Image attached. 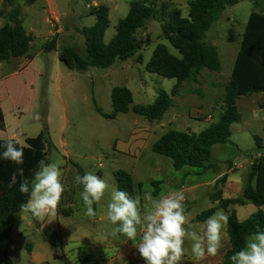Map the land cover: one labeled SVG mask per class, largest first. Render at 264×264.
<instances>
[{
    "label": "rangeland",
    "instance_id": "1",
    "mask_svg": "<svg viewBox=\"0 0 264 264\" xmlns=\"http://www.w3.org/2000/svg\"><path fill=\"white\" fill-rule=\"evenodd\" d=\"M159 1L162 7L170 5L168 0ZM79 3L82 16L76 21L77 29L82 30L79 26L89 29L96 20L89 15L86 4L82 0ZM182 8L183 13L187 15L186 3H182ZM252 10V2L243 0L234 7H228L221 14L204 39L207 44L216 46L222 64L221 71L203 70L198 82L184 83L178 95L173 98V107L160 121L151 122L134 113L132 109L127 114L117 115L115 119L106 118L98 112L100 109L107 115L113 113L111 95L115 87H126L132 91L133 106L153 104L162 91L172 93L177 80L161 77L147 70L158 44H166L172 53L177 52L162 37L161 24L157 19H151L148 28L138 32L139 38L145 39L149 36L151 42L136 58L125 62L118 61L111 69L109 68L110 70L99 68H91L85 72L73 70L72 85L75 95L72 99H67L68 123L62 134L60 130L63 112L56 99L51 96L48 99L52 108L56 109L52 124L53 136L56 140L58 138L64 140L66 144L65 147L60 145L58 149L55 147L48 149L47 163H56L62 172L61 182L66 190L60 200V208L70 214H64L58 207L54 220L51 222L48 218L44 221L38 220L37 227L31 213L21 211L17 215L12 235L13 243L9 250L15 264H32L28 245H31L41 257H47L49 264H96L97 261L108 260L115 254L116 247H111L110 243L117 244L127 240L122 234L117 236L110 234L117 225H113L107 218V205L111 200V193L118 190L117 173L125 171L131 174L137 195L143 197L144 194L150 193L153 198H159L161 194L167 192L165 186H157V182L164 181L167 184L169 180L183 178V173L175 171L170 165L171 159L153 151V145L169 130L199 133L218 123L224 108L226 88L231 80L243 33ZM32 15L34 19L24 15L23 20L27 30H30V24L35 22L36 31L33 33L32 47L34 51L45 45L51 29L44 21L46 14L42 8L32 10ZM55 20L60 19L50 18L54 23ZM119 20L121 19L112 16L110 27L105 34L106 42L116 35ZM61 38L63 46H75L79 51H85L86 41L80 31L72 30L68 33L65 30ZM140 56L143 61L138 63L137 59ZM237 107L239 121L231 126V141L227 144H217L212 148L210 162L214 166L202 173L200 170L189 168L198 171L199 175L189 177L186 185L202 186L195 195L184 194L188 217L185 227L188 231L203 234L202 231L206 229L205 221H198L196 216L213 207L211 200L218 191L223 192L225 189V183H219L225 173L243 175L246 187L252 170V161L264 155V92L240 97L237 100ZM179 113L182 117L177 116ZM27 123L37 124L38 120L32 117ZM86 172L100 176L109 185L101 202L93 204L97 213L95 218L85 215L86 209L80 196L83 187L75 184L76 175L83 176ZM220 174L223 176L218 179L216 187L214 189L209 187V181ZM244 189L240 187L241 193L235 199L242 202L236 206L246 203ZM194 199L197 201L194 202ZM222 199H225L223 195ZM141 205L142 214L151 211L150 201L142 199ZM236 206H230L229 211L234 210ZM223 210L229 216V212ZM236 210L240 222L257 212L252 204L237 207ZM191 218L196 220L192 222ZM47 224L55 230L57 243L46 241L43 231ZM137 228L139 238L142 227ZM222 235L223 254L220 253L208 261H200L194 257L191 252L193 241L186 238L184 245L186 251L180 264H222L225 251L230 248L227 226L222 229ZM126 251L124 255L127 260L116 264L125 262L130 264L131 261L145 264L138 251L137 253L135 249Z\"/></svg>",
    "mask_w": 264,
    "mask_h": 264
},
{
    "label": "trees",
    "instance_id": "2",
    "mask_svg": "<svg viewBox=\"0 0 264 264\" xmlns=\"http://www.w3.org/2000/svg\"><path fill=\"white\" fill-rule=\"evenodd\" d=\"M243 0H190L188 15L183 16L179 8L158 5L157 0H134L130 3L128 15L119 20L116 25V35L105 41V34L110 27L109 8L99 6L92 10L96 24L82 30L86 48L84 52L75 46L64 47L60 50V60L72 70L85 72L91 68L107 70L118 61H128L136 58L151 42L138 37V32L147 28L151 19H157L161 24L162 37L177 51L172 53L169 46L160 43L156 46L147 66L148 72L161 77L175 79L177 84L172 93L160 92L151 105H134L133 93L126 87H115L112 90L114 111L111 115L98 112L106 118L115 119L119 114H127L132 109L134 113L145 117L151 122L160 121L173 107V98L178 95L180 88L186 82H198L203 70L220 72L221 60L216 46L207 44L204 39L212 25L228 8L234 7ZM253 4L231 80L224 96V108L217 124L199 133L180 130L167 131L154 145L153 151L171 159L175 171L186 168L208 171L214 164L210 162L213 146L227 144L231 140V126L239 121L237 100L246 95L264 92V0H249ZM32 0H28L30 4ZM0 16L6 23L0 29V63L13 59L27 57L34 41L24 27L22 9L15 0H6L0 10ZM57 40L47 42L43 50L51 52L56 49ZM143 60L141 56L138 63ZM0 129H5L4 117L0 110ZM7 140H0V153L4 151ZM16 146L24 151V163L16 165L13 162L0 159V264H15L9 250L13 243L12 233L17 215L22 211L21 205L26 203L28 195L19 192L21 177L17 183L8 187L13 173L17 168H23V179L31 182L38 169V162L47 163L48 149L55 147L51 142L46 124L41 133L35 138H27L24 145L13 140ZM259 142V140H257ZM260 146V145H259ZM118 190L130 195H137L135 183L131 174L120 171L116 175ZM224 175L219 183L226 181ZM156 185V184H155ZM219 203L200 215L198 221L206 219L218 209L229 212L227 233L230 248L227 250L222 264H232L230 257L245 247L246 240L255 232L264 230V155L255 160L249 176V184L244 191V200L258 208V211L248 219L240 222L236 210L229 211L230 206L241 204L237 199H222V192H217ZM61 201L59 203V209ZM64 214L70 213L60 210ZM43 234L46 240L54 243L48 228Z\"/></svg>",
    "mask_w": 264,
    "mask_h": 264
},
{
    "label": "crops",
    "instance_id": "3",
    "mask_svg": "<svg viewBox=\"0 0 264 264\" xmlns=\"http://www.w3.org/2000/svg\"><path fill=\"white\" fill-rule=\"evenodd\" d=\"M5 1L6 0H0V10L2 9ZM27 1L28 0H15L16 5L20 6L22 9V18L24 17V15H27V16H31L32 19H34V16L32 15V10L34 9L38 10V8L39 9L42 8L46 14L44 21L46 24L50 26L51 29L48 32L49 37L47 39V42L55 38L57 40V44L55 50H52L51 52H45L43 48L47 44V42L39 50L37 49L34 51L32 50L33 49L32 48L33 43H32L30 54L27 57L13 59L7 63H0V110L3 114L4 123H5V129L4 130L0 129V140L11 139V140H15L20 145H24V141L27 138L37 137L43 130L44 124H46L48 132L50 134L51 142L53 143L55 148L58 149L60 145L62 147H65L66 142L64 140H60V138L56 140L53 136L52 124L54 123V117H55L54 112L56 109L52 108V105L49 104L48 99L50 96L53 97L54 99L57 100V103L61 107V112H63V115H62V125L60 131L62 134L63 132H65L68 123L66 116V108L68 102L67 99H72V97L75 95L74 94L75 91L73 90L74 86L72 85V83H74L73 81L74 75L72 73L73 70L69 69L66 65H65L66 67H64L63 65L64 63L60 60V56H59L60 50L64 47H68L62 45L61 36L65 32V30L68 33H70L72 30L80 31L82 33V30L86 28H83V26H79L80 29L82 30L77 29L76 21L78 18H81L82 16V12L79 9L80 0H32L30 4H28ZM82 1L86 4V7L89 11L88 13L90 16H92L91 18L94 17L95 20L96 17L91 14L92 10L99 6H107L109 8V18L111 24L112 16H116L117 18L123 19L128 15L130 3L134 0H82ZM157 1H158V5L161 6L162 5L160 4L161 2L159 0ZM168 1L170 4L169 7L179 8L180 10L183 9L182 3L183 2L186 3V7L188 9L187 11H185V13H187L188 15V10H189L188 3L190 0H168ZM187 15L183 13V16L187 17ZM56 17L60 20L59 21L55 20L56 21L55 23L50 21V18H56ZM5 23H6V19L0 16V29L4 26ZM23 24H24V20H23ZM30 25H31L30 30H27L26 28L25 29L29 34L33 35L34 31H36L35 22H32V24ZM46 60L48 61V63ZM47 64L50 65L47 66ZM36 113H39L41 116V119L38 120V123L37 124L27 123V120L34 117V114ZM177 116L182 117V114L179 113ZM32 133H37V134L35 135ZM170 165L172 166V162ZM178 172L183 173L182 179L176 178L174 180H169L167 184H165L166 182L164 181H159L156 183L157 186L160 185L165 186L167 192L164 195H167L171 190H181L185 195L186 194L190 196L195 195L199 190L200 186L202 185L195 184V185L187 186L186 181L191 176L199 175V172L189 168H186ZM223 174H220L215 178H213L211 181H209L208 183L209 187H212V189H214L217 185L218 179L221 176H223ZM225 175L227 178L225 181V189L222 192L223 198L235 199L241 193L239 192L240 187H242V189L246 188L249 182L245 187V180L243 179L244 178L243 175L241 174L239 175L235 173L231 174L229 172L225 173ZM193 197L195 196H192V198ZM217 199H218L217 193L215 194L213 200H211L210 198V200L213 203V207L218 206V202L214 201ZM196 201L197 200H195L194 202ZM249 204L251 203H245L239 206L235 205L236 207H234V210H236L237 207L248 206ZM255 208L258 211V208L256 206ZM101 219L102 217H100V220ZM33 220H34V224H36V226L39 227L38 219L33 217ZM195 220L194 218H191L192 222ZM45 228H48L51 239L55 243H57L55 230L48 224ZM205 230H203L202 232L204 233ZM137 240H139V238H137ZM108 243L110 242L108 241ZM110 245L111 247L113 246L116 247L115 254H113L112 257H110L108 260L101 259L97 261L96 264L123 263V260L124 261L127 260L125 259L127 257L124 255V253H127L126 251L127 249L129 250L135 249L137 253V249L133 247V242L128 239L117 244H114L112 242L110 243ZM27 248L30 252V258L32 264H49L47 261V257H41L38 253L34 251V248H32L31 245H28ZM223 251L224 249L220 250V253L223 254ZM213 258H214L213 256L206 255L205 258L200 259V261L202 260L208 261V260H212ZM130 264H137V263L131 261Z\"/></svg>",
    "mask_w": 264,
    "mask_h": 264
},
{
    "label": "clouds",
    "instance_id": "4",
    "mask_svg": "<svg viewBox=\"0 0 264 264\" xmlns=\"http://www.w3.org/2000/svg\"><path fill=\"white\" fill-rule=\"evenodd\" d=\"M35 120H40L39 113L34 114ZM4 151L0 159L10 161L16 165L24 163V151L9 139L4 144ZM38 171L31 182L23 179V168H17L13 173L8 187L12 188L17 183V176L21 182L19 192L28 195L26 203L21 205L22 212L44 221L48 218L51 222L57 216V210L65 192L61 182L62 172L56 163L38 162ZM75 184L81 185L80 193L85 215L95 218L97 213L93 204H99L108 190V183L100 176L86 172L83 176L76 175ZM151 202V211L142 214L141 200ZM185 195L181 190H171L167 195L161 194L153 198L150 193L130 195L126 191L113 190L111 200L107 205V218L117 225L110 233L112 236L122 234L133 242V247L139 252L145 264H180L185 254V239L193 241L191 252L197 260L208 256H217L223 247L222 229L228 225L229 217L223 209L209 216L205 223L204 233L197 234L188 231ZM142 227L139 233L138 228ZM232 264H264V230L257 231L246 240L245 247L230 257ZM127 264V262H125Z\"/></svg>",
    "mask_w": 264,
    "mask_h": 264
},
{
    "label": "built area",
    "instance_id": "5",
    "mask_svg": "<svg viewBox=\"0 0 264 264\" xmlns=\"http://www.w3.org/2000/svg\"><path fill=\"white\" fill-rule=\"evenodd\" d=\"M255 160H256V159H255ZM255 160H254V161H252V163H251V164H252V166L254 165V163H255Z\"/></svg>",
    "mask_w": 264,
    "mask_h": 264
}]
</instances>
